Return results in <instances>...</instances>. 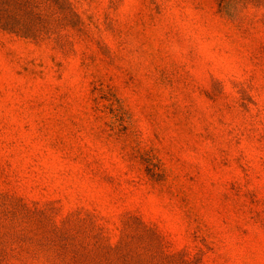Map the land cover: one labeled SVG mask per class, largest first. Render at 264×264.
<instances>
[{
	"label": "rangeland",
	"instance_id": "rangeland-1",
	"mask_svg": "<svg viewBox=\"0 0 264 264\" xmlns=\"http://www.w3.org/2000/svg\"><path fill=\"white\" fill-rule=\"evenodd\" d=\"M0 264H264V0H0Z\"/></svg>",
	"mask_w": 264,
	"mask_h": 264
}]
</instances>
